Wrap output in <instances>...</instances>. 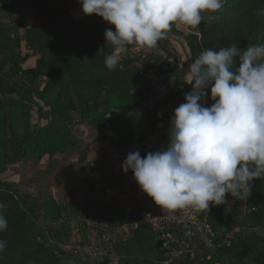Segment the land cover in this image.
Here are the masks:
<instances>
[{"label": "rangeland", "instance_id": "rangeland-1", "mask_svg": "<svg viewBox=\"0 0 264 264\" xmlns=\"http://www.w3.org/2000/svg\"><path fill=\"white\" fill-rule=\"evenodd\" d=\"M69 1L0 0V26L4 30L12 32L14 36L28 35L26 29L32 26L33 22L37 21V16L42 13H46L45 17L48 18L49 16L52 19L50 21L39 20L38 25L42 40L37 42L33 49L25 47L24 41H20L13 51L3 48L0 43V203L4 204L3 210L12 208L14 204L17 205L20 211L15 212L16 209H13L16 218L12 217V221L19 220L25 225L28 221L30 224L34 221L40 222L30 211L32 202L30 199L31 167L29 164H21L24 159L29 157L23 158L20 154H16V150L8 146L7 143L14 141L21 135L29 136L36 132L38 125L45 124L50 120L58 121L59 103L55 99V88L48 92L42 91L47 81L46 78H38L29 84L19 81L20 78L17 74L19 72L23 74L26 68L35 65L37 58L42 56L40 50L47 52L46 56L58 66L79 65L80 59L75 54L78 41L65 39L50 25L59 17L60 20L63 19L62 17L66 15L64 6ZM263 1L224 0L222 7L217 11L203 12V20L196 28L178 22L173 24L154 48L162 51L161 60H164V57L168 59L167 53L169 52L176 55L174 57L177 59V63L182 62L181 57H184V63L190 64V60L198 57L207 48L218 51L220 47L232 44L241 48L248 45L264 44V13H258V10L264 9L262 7ZM25 13L28 16H24ZM20 19L21 21H18ZM104 23L106 24V21ZM109 28L114 29V26L111 25ZM151 52L157 54L158 51L153 50ZM146 56L148 58V53ZM171 60L174 61L170 57L168 62L171 63ZM236 62L238 65V58H236ZM82 63H84L83 60ZM177 65L174 64L170 70L172 75H178L177 78L175 77L176 79L171 80V83L178 85L177 90H181L186 85L191 87L184 82L188 78V74L184 72L188 67L187 69L183 68L184 71L181 74L175 72L178 68ZM181 78H183V82L179 84L177 81ZM75 91L72 101L75 110L71 112L72 116H84V111L80 109L83 106L79 99L81 89L75 88ZM169 94L171 96H169L168 102L173 101V106L185 102V94L182 98H177L174 89ZM212 102L206 97V106H210ZM93 104V102H89L87 105L90 114L100 116L101 110L93 109L91 106ZM3 116H7L10 121L4 120ZM59 122L61 123V121ZM54 132L59 136L60 134L63 135L64 131L58 128ZM131 134L132 132L130 136ZM160 136L164 137L162 134ZM42 137L40 139L45 140L47 135L43 134ZM65 139L64 136L63 141ZM54 142L57 144V141ZM34 145L35 141L29 140L27 142L25 147L28 154H32L29 150L35 147ZM160 147L161 145L158 144V149ZM8 197L11 199L5 200ZM229 199L231 200L230 205H221L222 220L216 221L218 230L223 234V240L226 242L224 244H230L229 247L234 250L243 248V245L249 248L260 245L262 246L261 249L239 258L234 252L222 249L219 252H212L210 255L199 252L191 255L190 259L203 264H264V247L261 243L264 242L261 239L264 238V178L252 182L251 195L246 201L235 200L231 197ZM38 203L41 204L42 202L38 201ZM121 206L123 210L124 204ZM56 209L58 211L57 216L54 215L57 212ZM41 210L43 211V219L39 226L38 224L35 225L43 231L48 240V252L41 255V249L31 247L30 235L28 238L20 239L18 245H11L9 242L11 239L4 238L5 232H12L13 225L10 223L6 230L0 231V240L7 241L5 249L0 252V264H160L149 239L145 238L143 243L137 242L132 238V233L121 234L114 242L110 249V253L113 255L111 261L105 259L103 263H97L90 260L86 248L91 239L85 235L87 232L83 222H77L80 230L74 232L72 221L76 215H80L83 219V215L106 216V214L88 211L78 213L71 207L70 209L66 206L60 208L59 205L50 204V202L43 204ZM21 211L24 212L19 215ZM115 214H117L115 217L110 216V218L117 221L121 220L123 216L121 208H116ZM69 231L74 234L71 235ZM28 233L29 230L26 231L25 236ZM128 240H130L129 244H127ZM126 260L129 261L126 262Z\"/></svg>", "mask_w": 264, "mask_h": 264}, {"label": "clouds", "instance_id": "clouds-1", "mask_svg": "<svg viewBox=\"0 0 264 264\" xmlns=\"http://www.w3.org/2000/svg\"><path fill=\"white\" fill-rule=\"evenodd\" d=\"M223 2L79 0L83 14L114 26L104 30L105 43L114 46L104 60L109 70L117 68L127 45L154 48L173 24L196 28L203 12H215ZM190 61L184 82L191 90L173 110L167 145L143 157L129 152L121 170H130L161 209L208 211L210 203L230 205L229 197L246 201L252 182L264 178V44L207 48ZM3 209L0 203V231L8 226ZM6 244L0 240V252Z\"/></svg>", "mask_w": 264, "mask_h": 264}, {"label": "trees", "instance_id": "trees-1", "mask_svg": "<svg viewBox=\"0 0 264 264\" xmlns=\"http://www.w3.org/2000/svg\"><path fill=\"white\" fill-rule=\"evenodd\" d=\"M76 2V0H70L69 3L64 6L66 15L62 17L63 19L61 18L62 20H60L59 17V19L54 20V23L50 25L60 36L64 37L65 39H74L78 41V46L75 50V54H77L80 59L79 65L58 66L46 56L47 52H44V50H40L42 56L41 58H37L35 65L30 68H26L23 74L21 72L17 74V76L20 78L19 81H21L22 83L27 82L29 84H32L36 79L45 77L47 81L42 91L48 92L49 90H52L54 88L56 89L55 99L59 103V111L57 112L59 116H62L63 118L65 116H71V112L75 110V106L72 105V101L74 100V92L76 93L75 88L81 89V92L79 93V99L83 104V106L80 108L82 110L88 108L87 105L91 100L97 98L102 99L108 95H115L117 97L119 101L118 107H127L138 103L146 90L145 81L143 80V78H141V76H139L137 69L133 66L132 62L125 59L124 57L120 59L117 68L114 70H109L105 66L104 60L106 55H108L109 53L104 49V30L108 27L104 23V20L96 14L82 15L77 18H72L69 14V8L73 5H76ZM262 7L264 8V1L262 3ZM45 14L42 13L37 16V21L35 20L33 22V25L26 29V33L28 34L26 36H14L12 32L4 30L0 26V43L2 44V47L8 48L10 51H13L20 41H24L25 47H27L28 49H33L36 43L42 40V34L40 33L38 25L39 20H52L49 16L48 18L45 17ZM24 16L28 15L25 13ZM21 19L18 21H21ZM3 36L5 37L3 38ZM130 46L132 45H127L126 47L129 49ZM152 53L153 52H148L147 61L151 66L157 68L158 74L162 75L167 72L171 73L170 70L174 67V64L163 62L158 54ZM82 60L84 61V63H82ZM13 65L14 64H12V66ZM190 90L191 87L186 85L179 91L187 93ZM169 96H171V94H168V96L166 97H162L160 99L159 105H166L169 101ZM161 113L162 118L166 120L167 128L169 130L170 113L169 111H162ZM3 117L7 122L10 121L7 116ZM124 119L133 124L130 119ZM58 128L64 131L63 135L66 138L64 141V136L62 134L58 136L57 133L54 132V130ZM166 133V136H168V131ZM43 134L47 135L45 140L40 139L43 138ZM29 140L31 142L35 141V147L30 148L29 150L32 154H28V150L25 147ZM53 140L57 141V144ZM74 142H76V139L70 134L69 130L65 127L64 124L52 121L51 123H46L44 125L38 126L36 132L31 133L29 136L21 135L19 136V138L11 142L9 141L7 144L8 146L13 147L16 150V154H20L23 158H39L47 153H51L52 151L60 150L67 145L73 144ZM4 146L7 147L5 144ZM10 199L11 198L8 197V199L5 200L9 201ZM30 199L32 201L30 211L33 212V216L36 217V220L41 222V220L43 219V211L41 210V206L36 203L32 196L30 197ZM14 208L16 209L15 212L20 211L15 204L12 208L9 207L5 210H2L3 215L7 219V222L10 221L8 224L12 223L13 225L12 232H5L6 234L4 238L8 240L11 239V241H9L11 242V245H18L20 239L23 240V237L28 238V236L30 235L29 238H31L32 243L31 247H38L39 249H41V255L48 252V240L43 231H41L35 225L38 224L39 226L40 222L34 221V223L30 224L28 221L25 225L19 220L12 221V217L16 218V213L13 211ZM71 208L73 210H76L78 213L84 210L82 204H76ZM203 211L207 215L213 228L218 233V238L220 240H223V234L218 230L216 224L217 220H222L221 205L214 206L210 203L209 210ZM22 212L24 211H21L19 215H21ZM77 212L76 214H78ZM54 215L57 216L58 211ZM97 216L105 217L110 222L115 223H122L127 220V217H125L124 215L122 216L121 220L118 221L110 218V216ZM27 230H29V233L25 236ZM131 233L133 234L132 238L137 242L143 243L144 240H146L145 238L149 239L153 249L155 250L157 259H159V261L161 260L162 252L160 250L159 243L157 242L154 234L148 228L140 227ZM261 239L264 241V238ZM129 242L130 240L127 241V244H129ZM261 243H263L264 247V242ZM229 245L230 244H224L216 251L219 252L224 249L229 252H234L236 257L239 258L248 253L255 252V250H260V247H262L260 245H256L258 247L249 248L243 245L244 247L239 246L243 248L234 250L230 248ZM210 254H212V252ZM104 261L97 263H103ZM128 261L129 260H126V262ZM188 262L191 264H203L202 262L196 263L192 259H189Z\"/></svg>", "mask_w": 264, "mask_h": 264}, {"label": "crops", "instance_id": "crops-1", "mask_svg": "<svg viewBox=\"0 0 264 264\" xmlns=\"http://www.w3.org/2000/svg\"><path fill=\"white\" fill-rule=\"evenodd\" d=\"M76 1V5L69 8L72 18L85 15L81 11L79 0ZM106 26L109 28L111 25L106 22ZM133 46L138 45L130 47ZM142 48L148 52L157 50L159 56L162 54V51L157 48H151L152 50L147 47ZM104 49L111 54L114 46L106 42ZM167 54L168 59L164 57L162 61L168 62L170 57L173 58L174 61L171 60V63L178 64V73L182 74L189 66L184 63V57H181L182 62L177 63L175 54L169 52ZM182 68H184L183 71ZM160 76L171 91L174 89L177 98L183 97L185 93L177 90V84L171 83V80L176 79L178 75L174 76L167 72ZM42 78L45 79V77ZM177 82L181 84L183 78ZM90 102L94 103L91 105L93 109L101 110L100 116L91 115L87 108L83 110L84 116L71 115L64 118L57 116L58 121H53H61L76 142L39 158H26L21 164H29L31 167V196L41 207L46 202L59 205L60 208L82 204L83 211L105 213L106 216L115 217L117 215L115 209L121 208L122 213L121 205H125L136 193L138 187L132 172L129 170L124 173L121 170V163L126 155L137 151L136 145L130 139V133L133 132L134 127L128 120L115 116L114 110L119 105L115 95L97 98ZM180 104L182 103L173 106V101L168 102L167 105L161 106V112L167 109L171 117L173 110ZM51 122L50 120L47 123ZM167 131L166 120L159 113L154 126L153 139L161 147L167 145ZM160 134L164 137H159ZM38 201L42 203L39 204ZM69 233L74 234L71 231ZM85 235L92 238L89 232Z\"/></svg>", "mask_w": 264, "mask_h": 264}, {"label": "built area", "instance_id": "built-area-1", "mask_svg": "<svg viewBox=\"0 0 264 264\" xmlns=\"http://www.w3.org/2000/svg\"><path fill=\"white\" fill-rule=\"evenodd\" d=\"M146 51L140 46L130 47L121 58L130 60L146 83V90L138 103L114 110L117 117L128 118L134 130L131 142L143 157L147 152L158 150L154 137V126L161 113L162 97L168 96L170 87L158 74L157 68L148 63ZM127 220L110 222L97 215H76L73 219L74 232L79 231L77 222H83L86 232L92 235L86 248L87 256L95 262L113 259L110 249L121 234H129L145 227L155 236L162 252L160 264H191V255L199 252L210 254L221 248L224 240L211 225L203 210L194 207L168 210L161 209L140 187L123 207ZM76 222V223H75Z\"/></svg>", "mask_w": 264, "mask_h": 264}]
</instances>
